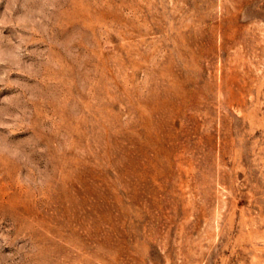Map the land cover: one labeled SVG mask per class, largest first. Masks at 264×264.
<instances>
[{"label":"rangeland","instance_id":"rangeland-1","mask_svg":"<svg viewBox=\"0 0 264 264\" xmlns=\"http://www.w3.org/2000/svg\"><path fill=\"white\" fill-rule=\"evenodd\" d=\"M0 264H264V0H0Z\"/></svg>","mask_w":264,"mask_h":264}]
</instances>
